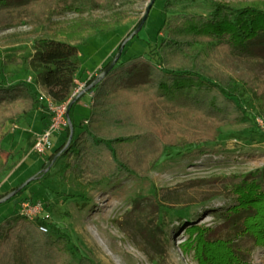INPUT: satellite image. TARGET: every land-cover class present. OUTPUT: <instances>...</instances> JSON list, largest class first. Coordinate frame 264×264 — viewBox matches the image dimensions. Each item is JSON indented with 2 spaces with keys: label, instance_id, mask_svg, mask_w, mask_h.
Wrapping results in <instances>:
<instances>
[{
  "label": "rangeland",
  "instance_id": "rangeland-1",
  "mask_svg": "<svg viewBox=\"0 0 264 264\" xmlns=\"http://www.w3.org/2000/svg\"><path fill=\"white\" fill-rule=\"evenodd\" d=\"M45 1L50 5L45 20L0 27V83L27 80L46 104L9 119L0 132V162L6 164L0 193L32 177L21 191L0 202V221L18 213L24 199L41 201L38 216L47 220L54 235L61 232L68 237L78 257L88 256L96 264H203L196 255L197 230L220 225V211L235 202L234 175L264 168V58L238 57L208 40L193 43L186 54L161 48L172 67L200 63L210 75H244L246 81L235 82L248 116L221 126L217 140L209 144L214 152L186 158L192 146H167L150 169L116 182L107 178L96 182L67 170L66 155L53 159L65 141L66 125L55 130L52 147L43 153L32 150L34 132L48 124L52 107L70 98L51 94L41 79L48 68L36 57V40L44 34L78 37L80 61L74 91L102 73L124 39L120 60L148 53L149 46L155 41L158 45L182 14L207 15L221 3L264 8V0ZM92 94L85 91L71 107L77 126L90 123ZM191 183L201 184L202 191H194ZM230 236L236 243L234 255L238 249L242 253L239 264H264V243ZM236 260L234 264L238 256ZM18 264L30 262L19 256Z\"/></svg>",
  "mask_w": 264,
  "mask_h": 264
},
{
  "label": "trees",
  "instance_id": "trees-1",
  "mask_svg": "<svg viewBox=\"0 0 264 264\" xmlns=\"http://www.w3.org/2000/svg\"><path fill=\"white\" fill-rule=\"evenodd\" d=\"M49 6L45 0H0V27L45 20ZM77 38L44 34L36 40V57L48 68L40 77L55 96L70 97L76 85ZM201 40L238 57L264 58V8L221 3L207 15L182 14L148 53L119 58L104 75L89 78L90 123L72 122L73 135L66 145L68 123L65 141L56 148L68 157L67 170L89 181L116 182L153 167L167 146H192L186 158L214 152L209 144L217 140L221 126L248 116L235 82L247 79L207 74L200 63L172 67L160 50L186 54ZM44 106L29 81L0 83V132L9 119ZM69 116L72 119L71 109ZM95 121L100 123L93 126ZM5 172L6 164L0 162V181ZM231 181L235 202L220 211V225L197 230L196 255L203 264H234L237 256L241 263L242 253L233 252L232 234H238V241L248 237L264 243V168L234 175ZM191 185L194 191L203 189L199 183ZM19 256L30 264H96L88 256L78 257L64 233L50 232L45 218L30 219L20 212L0 221V264H18Z\"/></svg>",
  "mask_w": 264,
  "mask_h": 264
},
{
  "label": "built area",
  "instance_id": "built-area-1",
  "mask_svg": "<svg viewBox=\"0 0 264 264\" xmlns=\"http://www.w3.org/2000/svg\"><path fill=\"white\" fill-rule=\"evenodd\" d=\"M80 86H78L71 94L70 98L64 103L55 105L53 108V116L48 122V124L42 128L40 131L34 132V136L32 139V150L40 151L41 153L45 152L47 149L52 147L53 140L52 135L55 130L61 125H67L68 120L66 118L67 106L70 99L80 90ZM49 105L52 106V102L49 99ZM43 209V204L41 201H33L29 199H24L21 202L20 213L26 215L30 219H34L38 216V214ZM43 229L47 227L41 226Z\"/></svg>",
  "mask_w": 264,
  "mask_h": 264
},
{
  "label": "water",
  "instance_id": "water-1",
  "mask_svg": "<svg viewBox=\"0 0 264 264\" xmlns=\"http://www.w3.org/2000/svg\"><path fill=\"white\" fill-rule=\"evenodd\" d=\"M145 17L140 21V23L138 24V26L136 27L135 31H138L140 29V27L142 26V23L144 22ZM134 31V32H135ZM134 32H132L128 38L134 34ZM126 39H124L119 47L118 52L113 56V58L111 59V61L108 63V65L105 67V69L102 71V73L99 76L104 75L117 61L119 54L122 52L123 50V46L125 44ZM93 83L87 85L86 87H84L83 89H80L69 101L68 106H67V111H66V118L68 120V123L70 125V133L66 142V145L70 142V139L73 135V124H72V120L69 116V111L71 109V106L73 104L74 101H76L85 91L89 90L92 87ZM62 152V149H60L58 152H56L53 155V159L58 156V154H60ZM32 177L27 178L25 181L21 182L19 185H17L16 187L12 188L10 191L6 192L3 196L0 197V202L9 199L10 197H12L14 194L18 193L26 183H28L31 180Z\"/></svg>",
  "mask_w": 264,
  "mask_h": 264
},
{
  "label": "crops",
  "instance_id": "crops-1",
  "mask_svg": "<svg viewBox=\"0 0 264 264\" xmlns=\"http://www.w3.org/2000/svg\"><path fill=\"white\" fill-rule=\"evenodd\" d=\"M46 122H48V120H46ZM45 125H46V124H45ZM45 125H43V124H42V126H41V127H45ZM58 138H59V137H58ZM31 141H32V139H31Z\"/></svg>",
  "mask_w": 264,
  "mask_h": 264
}]
</instances>
